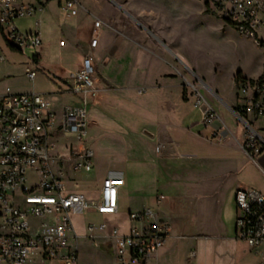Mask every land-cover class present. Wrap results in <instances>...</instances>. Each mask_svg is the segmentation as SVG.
Here are the masks:
<instances>
[{
  "label": "crops",
  "instance_id": "1",
  "mask_svg": "<svg viewBox=\"0 0 264 264\" xmlns=\"http://www.w3.org/2000/svg\"><path fill=\"white\" fill-rule=\"evenodd\" d=\"M65 1L22 0L36 9L33 14L17 19L19 30L24 33L39 31L43 41L37 56L28 58L26 64L37 71L35 79H39L40 70L57 87V91L39 93L48 97L60 120L64 106L78 104V96L70 91V76L89 55L96 68L101 106L89 108L86 141L91 131L95 136V125L97 128L102 125L107 132L112 130L111 127L115 129L117 133L109 134L122 143L121 150L113 152L106 142L100 143L101 138L107 136H96L93 148L87 144L95 156L91 172L70 173L73 181H69L68 186L75 184L88 200L95 201L104 179H122L118 212L109 215L123 212L132 221L130 212L150 209L154 217L136 222L137 227L155 219L169 222L166 244L146 264L170 261L174 242L180 238L188 239V243L205 253L229 241L243 242L250 247L237 236L235 194L239 188H254L264 195V116L253 120L263 148L251 157L245 150V129L236 112L242 103L235 82L238 71L234 74V95L206 81L196 62L181 47L180 24L159 15L142 0H108L111 9L105 10V14L94 11L89 2L75 0L77 14L61 15L56 24L57 29L68 34L69 41L60 39V53L55 55L51 48L52 27L47 20V10L56 3L63 9ZM209 9L207 3L204 14L210 13ZM80 12L91 14L90 33L81 31ZM96 20L102 23L97 46L91 48L89 42ZM220 21L223 31H231L232 26ZM4 68L3 62L0 63V73ZM109 72H115L118 78L112 79ZM191 76L201 84L192 83ZM190 84L197 86L205 102L218 113L219 122L213 127L204 124L206 103L194 105L196 94ZM52 94L58 96V102L53 101ZM218 127H221L222 139L217 141L212 139L211 130ZM55 139L61 153L75 142L72 136L61 132ZM103 163L107 164V169L100 186L94 182L86 189L80 178L100 170ZM85 214L105 215L94 210ZM75 216L78 215L73 218ZM89 223L107 224L88 221L83 230H79L73 222L80 235H87ZM107 226L98 244L110 245L115 258L114 243L108 235L111 228L117 226ZM94 232L92 237H83L79 243L93 238ZM191 252H194L192 259L189 258ZM197 254L196 249L187 251L189 264H199ZM77 255L79 264L78 247ZM206 259L209 262L210 257Z\"/></svg>",
  "mask_w": 264,
  "mask_h": 264
},
{
  "label": "built area",
  "instance_id": "2",
  "mask_svg": "<svg viewBox=\"0 0 264 264\" xmlns=\"http://www.w3.org/2000/svg\"><path fill=\"white\" fill-rule=\"evenodd\" d=\"M212 4L221 20L264 48V0H212ZM35 9L22 0H0V36L7 46L19 51L39 50L43 44L40 32L24 33L16 24L17 19L33 14ZM63 9L75 15L78 5L75 0H66ZM101 23H94L91 48L97 46ZM5 59L0 48V63ZM25 75L33 81L37 71L27 65ZM70 79V91L78 96V104L64 106L60 120L43 93L0 92V264H78L79 240L92 237L96 229L106 231L108 226L89 223L87 235H80L73 216L90 210L100 214L118 212L122 179H104L95 201L68 187L73 181L70 173H89L93 168L94 153L86 143V134L89 108L100 89L89 55ZM190 85L196 94L194 105L205 104L197 86ZM236 87L242 102L236 112L245 129V150L255 157L263 148L253 120L264 116V78L239 81ZM203 122L207 127L219 122L218 113L207 103ZM220 128L211 130L212 139H222ZM58 132L75 139L63 153L55 139ZM235 204L237 236L251 248L262 245L264 195L254 188H239ZM129 217L143 222L154 214L144 209L130 212ZM169 229V222L161 219L135 226L125 234L112 227L108 237L114 243L115 264H146L166 244ZM193 257L191 252L189 258Z\"/></svg>",
  "mask_w": 264,
  "mask_h": 264
},
{
  "label": "rangeland",
  "instance_id": "3",
  "mask_svg": "<svg viewBox=\"0 0 264 264\" xmlns=\"http://www.w3.org/2000/svg\"><path fill=\"white\" fill-rule=\"evenodd\" d=\"M32 2V0H29ZM84 3L88 2L94 11H99L105 14V10L109 11L111 8L108 5V0H82ZM148 2L159 15L170 19L174 23H179L181 47L188 53V55L196 62L199 71L204 75L206 81L214 83L228 94L234 95V74L241 70L243 75L248 79L257 80L264 78V48L257 46L253 40L241 35L233 27L231 31H223L221 19L215 14L216 8L212 4V0H142ZM207 2L210 4V13H205ZM38 3V1H37ZM47 10L49 15L47 20L52 27V52L59 55V41H69V36L66 32L57 29L58 21L61 15L67 16V12L59 9L57 3L52 5ZM81 18V28L84 33H90L91 25L89 14L86 12L79 13ZM227 24L226 22H224ZM57 24V25H56ZM62 33V34H61ZM60 34L62 36H60ZM103 37V36H102ZM101 38V35H100ZM69 47V46H68ZM0 48L6 55V60L3 61L5 68L0 73V92L1 93H21L32 91H55L56 86L52 79L42 74L39 70L38 77L34 81L28 80L24 68L27 66L28 58L35 55L38 50L25 49L19 52L11 49L6 45L3 38L0 36ZM52 60V58L50 57ZM112 79H117L115 72H109ZM191 82L201 84L195 77H190ZM36 83V84H35ZM57 91V90H56ZM59 91V90H58ZM58 96L52 94L54 102H58ZM66 100L67 98H62ZM101 106V96L94 100L91 108ZM95 136H92V131L89 133L86 143L93 148V141L96 136H107L100 140V143L106 142L110 150L119 152L121 150V142L116 136H112L109 132H116L111 127V131L107 132L106 128L95 125ZM106 131V132H103ZM60 146L63 139L60 140ZM95 158V156H94ZM107 164L103 163L100 170L85 175L80 179L83 186L88 189L96 182L99 187L104 177ZM81 186V185H80ZM70 189L77 190L75 184H69ZM88 221L99 224L106 222L107 224L117 226L122 232H127L133 227L137 226L136 222H132L127 218V214L120 212L117 215L105 214L97 216L94 214H82L75 216L73 222L79 230H83L85 223ZM103 232L95 230L94 237L86 241L81 240L78 246L79 264H115L112 248L108 244H98L100 235ZM228 244L217 246L215 250L208 253L200 252L198 246H193L188 243V239H176L175 249L172 252L170 261L166 264H189L186 257L187 251L196 249L199 264H264V243L256 248H250L243 242L229 241ZM214 249V248H213ZM207 256L210 257L209 262ZM159 264V263H154Z\"/></svg>",
  "mask_w": 264,
  "mask_h": 264
},
{
  "label": "trees",
  "instance_id": "4",
  "mask_svg": "<svg viewBox=\"0 0 264 264\" xmlns=\"http://www.w3.org/2000/svg\"><path fill=\"white\" fill-rule=\"evenodd\" d=\"M263 77L259 78V79H262ZM245 80H249L245 77L242 76L241 72L238 71L235 75V82L238 83L239 81H245ZM252 81V80H251Z\"/></svg>",
  "mask_w": 264,
  "mask_h": 264
}]
</instances>
